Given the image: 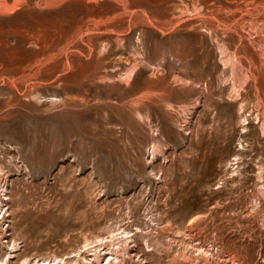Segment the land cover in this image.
Here are the masks:
<instances>
[{"label":"rangeland","instance_id":"1","mask_svg":"<svg viewBox=\"0 0 264 264\" xmlns=\"http://www.w3.org/2000/svg\"><path fill=\"white\" fill-rule=\"evenodd\" d=\"M0 264H264V0H0Z\"/></svg>","mask_w":264,"mask_h":264},{"label":"bare ground","instance_id":"2","mask_svg":"<svg viewBox=\"0 0 264 264\" xmlns=\"http://www.w3.org/2000/svg\"><path fill=\"white\" fill-rule=\"evenodd\" d=\"M87 241H85L84 243H86ZM91 242V241H90ZM88 243V242H87ZM55 260V259H54Z\"/></svg>","mask_w":264,"mask_h":264}]
</instances>
